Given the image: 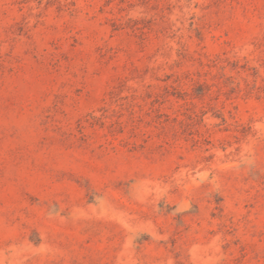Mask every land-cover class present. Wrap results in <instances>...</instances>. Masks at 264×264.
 I'll list each match as a JSON object with an SVG mask.
<instances>
[{
	"label": "rangeland",
	"instance_id": "rangeland-1",
	"mask_svg": "<svg viewBox=\"0 0 264 264\" xmlns=\"http://www.w3.org/2000/svg\"><path fill=\"white\" fill-rule=\"evenodd\" d=\"M0 264H264V0H0Z\"/></svg>",
	"mask_w": 264,
	"mask_h": 264
}]
</instances>
